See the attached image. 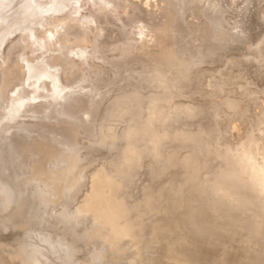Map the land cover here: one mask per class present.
Listing matches in <instances>:
<instances>
[{"label":"bare ground","instance_id":"obj_1","mask_svg":"<svg viewBox=\"0 0 264 264\" xmlns=\"http://www.w3.org/2000/svg\"><path fill=\"white\" fill-rule=\"evenodd\" d=\"M159 3L165 4L161 11L153 8ZM113 33L114 42L102 39ZM107 72L108 83H99ZM228 113L238 114L235 122ZM44 120L53 124H40ZM45 137L53 143L52 163L58 161L48 176L54 173L63 186V210L74 217L84 205L86 210L101 175L118 194L125 192L141 232L127 234L124 244L112 232L120 247L115 264H130L135 256L143 260L144 249L152 252L149 263L160 264L167 248L175 264H202L212 256L216 261L210 264H264V0H0V184L17 190L0 218V264H24L23 242L27 249L36 244L15 236L32 234L41 219L35 202L49 194L39 203L33 199L40 191L29 178L31 156L24 153ZM116 166L121 172L137 167L141 182H150L142 201L129 203L131 178L122 183L123 174L110 173ZM121 204L115 210L126 209ZM158 216L163 219L155 221ZM102 221L100 229L109 230ZM40 225L37 238L43 242L50 233ZM67 236L76 244L84 240Z\"/></svg>","mask_w":264,"mask_h":264},{"label":"rangeland","instance_id":"obj_2","mask_svg":"<svg viewBox=\"0 0 264 264\" xmlns=\"http://www.w3.org/2000/svg\"><path fill=\"white\" fill-rule=\"evenodd\" d=\"M152 4H154L153 2H152ZM160 4V3H159ZM161 6H159V8L158 7H156V6H154L153 8H155V9H157V10H159V11H161L162 9H163V7H164V3H161L160 4ZM155 9H152L153 11L155 10ZM158 11V12H159ZM82 14L83 15H88V10H83L82 11ZM194 22H196V20H194ZM114 36H116V34H111V35H109V36H107V37H105L104 35H103V37H102V39H106V41H107V43L109 44V43H111V42H114V39H111V38H113ZM149 36V37H148ZM147 37H146V39L148 40L149 39V44H151L152 43V40H153V38H150V37H152L151 35H148ZM109 38V39H108ZM114 54H116L117 55V52L116 53H114ZM108 55L109 56H112V54H110V53H108ZM96 60V61H95ZM93 61L95 62V63H97V64H99V60H97V59H93ZM97 69H95V72H97L96 71ZM105 75V76H104ZM104 75H102L101 77H100V80L101 81H99V83H102V84H107L108 83V81L110 80V78L112 77V75L110 74V73H106V74H104ZM108 76V77H107ZM107 78H109L108 80H107ZM103 79H104V81H103ZM104 83H103V82ZM221 98H223V97H221ZM238 98H240V97H238ZM237 110V109H236ZM238 111V110H237ZM228 116H230V118H229V122H235V120H236V118H237V116H238V114L237 113H235L234 115L236 116H232L231 114H227ZM249 115H251L250 113H249ZM40 124H42V125H51V124H53L52 122H48V121H41L40 122ZM55 127V126H54ZM40 140V141H39ZM49 140V141H48ZM40 142V143H39ZM41 142L42 143H44V145L47 147V148H49V149H45V147H44V145L43 144H41ZM50 142V143H49ZM39 143V144H38ZM36 144V145H35ZM50 146H49V145ZM37 145H41V146H37ZM30 146H32L31 147V149H30ZM0 147H2V145L0 146ZM29 147V148H28ZM39 147V148H38ZM41 147H44V151L46 152H44L42 149L43 148H41ZM50 147H53V143L51 142V140L50 139H46V137L45 138H42V139H38L37 140V143L35 142V143H33V145H28L27 146V148L25 149V151L27 150V152H24L25 153V155L28 157V158H30V156H31V158H30V163H31V172H30V175H31V173H32V175H33V177H32V175L31 176H29V178H31L30 180H32L31 182L33 183L32 185H37V186H34V188H37V190L38 191H40V196L38 195V191L36 190V189H32L31 188V192H32V195H34L35 193H36V191L38 192V193H36V195H38V196H33L34 198V200H36V201H38V203H39V199L41 198V199H43V197H45L44 196V194H46L47 195V192H48V190H49V194L44 198V199H47L46 200V202H44V199L42 200L44 203H42V201H40V203L39 204H37V202H35L34 200V202L36 203L35 205V207H33V209H36V210H34V211H36V213L38 214V216L40 215V220H39V222L36 224V225H34L33 226V228H32V234H30V235H28V237H26L25 236V233H23V232H19L18 234H16V236L15 237H18L19 239H22L23 238V240L26 238L27 240H29V241H36V244H33V245H31V246H29V249H27L26 248V246H25V244H24V242H23V244H22V250H21V248H20V250L21 251H19V254L22 256V259L24 260V261H26L24 264H32V261H33V264L35 263V264H40L41 262V264H88L89 262H90V259H92L91 260V262L89 263V264H104V263H107V262H109L110 264H115L116 262H115V255L116 254H114V253H117V249L118 250H120V247L118 246V244L119 243H117V244H115V242H117L116 240L117 239H114V238H117V236H118V239H120L121 240V244H124L125 242H128L127 241V238H128V235H129V237L131 236V234H132V236H138L137 235V231H138V229H139V231L141 230V228L138 226V224H137V218L135 217V214H133L132 213V210H131V208L129 207V205H128V203H127V201H126V199H125V192H124V194H123V192L121 193L120 192V194H118L119 192H117V191H119V189H118V187L116 188V189H118V190H115L114 189V186H113V183L111 184L110 182V180L109 179H107V178H109V177H107V176H105V175H101L100 177H101V180H100V177H99V179L97 180V183H98V186L96 187V192L97 193H99V194H97L95 191V193H96V195H99V196H97L96 197V195H95V199H93L94 198V194L95 193H93V197H90L91 199H93L94 201L93 202H95L96 201V204H93L92 203V205H90L91 203L90 202H92V200L91 199H89L86 203H88L87 205L88 206H86L87 208H86V210H88L89 208H91V210L94 208V207H96V208H94V210H92V211H94V213H91L92 211H90L89 213H87L88 211H86L85 210V205H84V212H83V208L81 209H79L78 211H79V214H78V212H77V217H76V215H75V217H74V215L73 214H71L69 211H65V210H63V194H64V192L62 191L63 190V186L62 185H60V183H59V181H57V180H55L56 178L53 176L54 175V173L52 174V175H49L48 176V174H51V173H49V172H53L52 171V166H57L58 165V161H56V162H53L52 163V156H53V154H52V152L51 151H49V150H51L50 149ZM34 149V151L37 153H34V151H31V150H33ZM36 148H38V149H36ZM36 149V150H35ZM29 150V151H28ZM38 150V151H37ZM2 151V150H1ZM40 151V152H39ZM41 151H43L42 153H41ZM48 151V152H47ZM52 151H54V150H52ZM31 154H30V153ZM33 152V153H32ZM38 152L42 155L43 153L45 154V158H43L41 155H39L38 154ZM49 152H51V153H49ZM47 153H49L48 155H47ZM28 154V155H27ZM33 154V155H32ZM51 154V155H50ZM35 155H36V157H35ZM38 155H39V157L41 158V159H39V157H38ZM49 157V156H51V157H47V156ZM48 159H47V158ZM43 158V159H42ZM3 157H0V163H2L3 162ZM34 159L35 160H37V161H39L40 162V164H42V162H44V160H45V162H46V159H47V162H46V164L45 163H43L41 166H39L38 164H36V165H38V166H36V165H34V163L35 162H37V161H34ZM42 161V162H41ZM49 161V162H48ZM34 162V163H33ZM45 164V165H44ZM52 164V165H51ZM33 166V167H32ZM42 166L44 167V169L42 168ZM35 167V168H34ZM38 168V170H40L39 172H35V171H37L36 169ZM39 167H41L44 171L46 170L48 173H47V175H45L46 174V172H43V170L41 169V168H39ZM118 166H116V167H111V168H109V170H110V173L112 174V175H117V172H118V174H119V172L121 173V174H123V180L124 181H122V183L123 182H125V178L128 176V177H130L131 178V182L129 181L127 184H126V188H128V191H127V196H128V200H129V203H138V199H139V202L140 201H142L143 200V197L144 196H147V191H149V189L150 188H152V186H151V184L150 185H147V183L149 182V181H146V182H141V180H142V176H137L136 175V172H137V167L135 168L134 167V170L131 168H129V167H124L125 169H123V171L121 172V171H118ZM35 169V170H34ZM34 170V171H33ZM50 170V171H49ZM42 171V172H41ZM128 171H130V173L129 174H127L126 172H128ZM34 172V173H33ZM42 174H41V173ZM37 173V174H36ZM41 175H40V174ZM45 173V174H44ZM34 174L36 175V177L38 178V177H40V178H36V177H34ZM39 174V176H37ZM44 174V175H43ZM136 175V176H135ZM46 178V180L43 178ZM50 176H53L54 178H52V177H50ZM126 176V177H125ZM43 179H42V178ZM102 177H107V178H104V181L102 182ZM36 178V179H35ZM34 179V180H33ZM42 180V181H38V180ZM48 179V180H47ZM51 179V180H50ZM35 180H36V182H35ZM53 180H54V182H58L57 184H55L54 185V183H52L53 182ZM108 180H109V182H108ZM45 181V184L43 183ZM46 181L48 182H51V184H53L52 186L53 187H44V186H42L41 184H39L40 182H42V184H44V185H51V184H49V183H46ZM101 182H102V184H101ZM35 183V184H34ZM96 183V184H97ZM110 185L111 184V186H108V184ZM150 183V182H149ZM39 184V185H38ZM60 186H59V185ZM103 184L105 185V186H103ZM57 185V186H56ZM100 185V186H99ZM125 185V184H124ZM0 201L2 200V202H0V218H2L6 213H7V211H9L10 209H11V207H12V205L14 204V202H15V200H16V195H17V190L14 188V187H11L8 183H2V184H0ZM40 186V187H39ZM55 186V187H54ZM60 187H61V189H60ZM98 187H101V190H99L98 189ZM107 187H111L109 190H107ZM47 188V189H46ZM51 188H52V190H51ZM53 188H54V190H53ZM57 188H58V190H57ZM104 188V189H103ZM120 188V187H119ZM140 188V189H139ZM1 190H3V191H1ZM34 190V191H33ZM47 190V191H46ZM104 190V191H103ZM112 190V191H111ZM115 192H114V191ZM50 191H53V192H50ZM56 191H58V193L56 192ZM61 191H62V193H61ZM102 192L103 194H101L100 192ZM136 191H140V193L138 194V193H135ZM33 192H35V193H33ZM54 192H56V193H54ZM104 192H107V193H109V197H108V195H107V197H105V194H107V193H105L104 194ZM114 194H113V193ZM117 192V193H116ZM44 193V194H43ZM61 193V194H60ZM111 193V194H110ZM8 194V195H7ZM59 196H58V195ZM116 194H118V195H116ZM122 194V195H121ZM5 195V196H4ZM53 195V196H52ZM104 195V196H103ZM116 196V197H112V199L110 198L111 196ZM120 195V196H119ZM42 196V197H41ZM49 196H51L52 197V199H51V197H49ZM57 196V197H56ZM133 196V197H132ZM9 197V198H8ZM36 197V198H35ZM38 197V198H37ZM56 197V198H55ZM102 197V198H101ZM134 197H136L135 199H134ZM50 200H52V201H50ZM100 200V198H101V200L102 199H107V202H104V200H102V203H104V205L101 203V200L99 201L98 199ZM116 198V201H118V198L120 199L116 204H117V206H119L121 203H123V202H125V204L123 203V205L121 204V207H123V206H125V208L126 209H124V207L122 208L123 209V211H124V213L123 214H128L129 213V216H130V218H129V216L128 215H126V217L124 216H122L123 214L122 213H120V215H119V212H123L122 211V209H120V210H115V208H118L117 206H116V204H115V206H114V203L111 201V200H114ZM122 198H124L125 199V201L123 200V202H120L121 200H122ZM55 199V200H54ZM57 199V200H56ZM60 199V201H58ZM109 199H110V201H109ZM91 200V201H90ZM57 201V202H56ZM49 202V204H47ZM56 202V204H54ZM97 202H99V203H101L102 204V210H101V207L98 209V207L99 206H101V204L100 205H98L99 203H97ZM110 202V203H109ZM42 203V205H43V207H41L42 205H40ZM51 203H53L52 205H51ZM105 203H109L108 204V207H109V205H112V207H113V209L115 210V213L117 214L118 213V217L119 216H121V217H119L120 219L121 218H123V219H125V221L123 220V219H121L122 221H124V222H122V221H120V219H118V217H116L114 214L115 213H113L114 212V210L112 209V208H110L109 207V209H107V208H105V207H107V206H105ZM112 203V204H111ZM120 203V204H119ZM3 204H4V206H3ZM44 204L46 205V207H44ZM119 204V205H118ZM40 205V206H39ZM60 205V206H59ZM62 205V206H61ZM93 205H95V206H93ZM2 206V207H1ZM39 208H38V207ZM52 206V207H51ZM55 206H57L56 208H55ZM89 206H91V207H89ZM105 206V207H104ZM128 206V207H127ZM59 207V208H58ZM115 207V208H114ZM120 207V206H119ZM44 208V209H43ZM107 209V210H109V211H107V210H105V209ZM56 210L57 212H55L54 210ZM57 209H59V210H57ZM62 209V210H61ZM97 209H98V211H97ZM104 209V210H103ZM41 211V213H40V211ZM54 212V213H52V211ZM80 210H82V213L84 214H82L81 213V211ZM90 210V209H89ZM99 212V214L96 212ZM113 210V211H112ZM128 210V211H127ZM3 211V212H2ZM45 211V212H44ZM59 211V212H58ZM86 211V212H85ZM103 211H105V212H107L108 213V215H109V217H108V215H107V213H104L105 215H107V216H105L104 214H103ZM111 211V212H110ZM127 211V212H126ZM44 212V213H43ZM51 213L52 214V218H53V220L55 221V220H57L56 222H54V221H51L52 220V218H49V217H51V215L49 214L48 215V213ZM61 212H64L63 214H64V216H61L60 214H62ZM100 212H102L101 214H100ZM111 214H110V213ZM131 212V213H130ZM55 213H57L58 214V217L59 216H61V217H57V214H55ZM98 215H97V214ZM113 213V214H112ZM37 214H36V217H37ZM43 214H45V215H43ZM62 214V215H63ZM89 214V215H88ZM91 214H92V216H93V214H94V216L92 217L91 216ZM130 214H132V215H130ZM53 215H55V216H53ZM101 215H103L102 216V218H100L99 220L100 221H96L95 220V216H97L98 218H99V216L101 217ZM110 215H111V219H113V217H114V219L116 218V220H109L108 221V219L107 218H110ZM48 216V217H47ZM65 216H68V217H65ZM78 216H79V220L77 219L78 218ZM89 216H90V218H89ZM113 216V217H112ZM55 217H56V219H55ZM64 217V218H63ZM69 217H70V219H69ZM74 217V218H73ZM80 217H81V219H80ZM83 217H84V220H87L85 223H84V220H83ZM86 217H88L87 219H85ZM92 217V218H91ZM105 217V218H104ZM58 218V219H57ZM68 218V219H67ZM94 218V220H91V219H93ZM97 218V219H98ZM65 219V220H64ZM76 219V220H75ZM93 222H97V225H95V223L93 224L90 220ZM104 220V223H108V224H111L110 223V221L112 222V224L110 225V226H108V224L107 225H105V226H107V228H109V230L107 229V230H105V227H104V231H102L103 229H100V227L101 228H103V226H104V224H103V221L102 220ZM130 219H131V221H130ZM161 219H163V216H158V217H156V219H155V221H159V220H161ZM42 220H43V222H42ZM62 222H61V221ZM66 222L67 220H69V221H67L66 223H70V221H71V223L69 224V225H67V224H62V223H65L64 221ZM75 220V221H74ZM105 220H107V221H105ZM61 223H60V222ZM81 221H83V222H81ZM90 221V222H89ZM102 221V222H101ZM113 221H116L118 224H116V226H114L115 225V223H113ZM52 222H54L53 224H51ZM57 222H59L58 223V225L60 226H58L57 227V225H55V223L57 224ZM76 222H77V224H76ZM102 224H101V223ZM128 222V223H127ZM131 222V223H130ZM47 223H49V224H47ZM101 225H103V226H101ZM122 223H125V224H127L128 225V227H126L125 226V224H123L122 225ZM40 224H42V225H44L45 226V228H46V231H47V233H50L49 235H47L46 234V237H45V241H38V238H37V234H39V233H42V231H40V229L43 227V226H41ZM72 224H73V226H72ZM82 225L84 228H82V229H80V230H78L79 231V233L78 232H75V228L74 227H76V228H78L79 227V225ZM114 224V225H113ZM130 224V225H129ZM62 225V226H61ZM67 225V226H66ZM76 225V226H75ZM77 225H78V227H77ZM85 225V226H84ZM92 225V226H91ZM94 225V226H93ZM136 225V226H135ZM56 226V227H55ZM100 226V227H99ZM112 226V227H111ZM114 226V227H113ZM120 226V227H119ZM122 226H124V228H126L127 229V231H128V233H126V229H124ZM133 227V229L131 228V227ZM63 227V228H62ZM66 227H68V228H66V230L68 229H70V231H65V234L64 233H62L64 230L63 229H65ZM87 227H89V228H87ZM93 227V228H92ZM118 227L119 228H123V229H119L118 230ZM135 227V228H134ZM138 227V228H137ZM55 228H57L55 231H54V229ZM59 228H60V230H59ZM74 228V229H73ZM81 228V227H80ZM87 228V229H86ZM90 228H92V229H90ZM96 228V229H95ZM97 228H99V230L97 229ZM113 228V229H112ZM130 228V229H129ZM50 229V230H49ZM53 230V232H52V230ZM72 229V230H71ZM84 229L85 230H87V231H85V232H87V234L86 233H84ZM96 231H95V230ZM114 229H115V231H114ZM129 229V230H128ZM135 229H137V231L135 230ZM110 230H113V231H111V233H110V236H109V231ZM120 230H121V232H120ZM123 230H125V232L123 231ZM131 230V231H130ZM59 231H62V232H60V233H57V232H59ZM73 233H72V232ZM91 233H89V232ZM95 231V232H94ZM102 231V233H99V232H101ZM134 231H136V232H134ZM57 233V234H55V233ZM69 232H70V234H71V236H74V237H76V241L77 240H79V242L82 240V239H86V238H88V239H86L85 241L83 240V242L81 241L80 243H78V244H80V245H78V244H76V243H73V242H71V241H69V239L67 240V234H69ZM112 232H116L115 234H114V238L113 237H111L112 235H113V233ZM124 234H123V233ZM141 232V231H140ZM140 232L138 233V234H140ZM99 233V234H98ZM108 233V234H107ZM136 233V234H135ZM64 234V235H63ZM76 234V235H75ZM83 234H85V237H84V235L82 236ZM91 235V237L89 236V235ZM95 234H97L96 236L98 237V239H97V237L95 236ZM102 234H105V235H102ZM112 234V235H111ZM119 234H120V238H119ZM128 234V235H127ZM135 234V235H134ZM61 237H60V236ZM77 235H79V236H77ZM94 235V236H93ZM109 236V238H108V236ZM143 235H145L144 233H143ZM67 236V237H66ZM70 236V235H69ZM89 236V237H88ZM102 236V237H101ZM104 236V237H103ZM25 237V238H24ZM96 237V238H95ZM111 237V238H110ZM124 237V238H123ZM127 237V238H126ZM82 238V239H81ZM92 238V239H91ZM95 238V239H94ZM108 238V239H107ZM122 238V239H121ZM89 239H91V240H95V241H90ZM103 241H102V240ZM105 239V240H104ZM110 239H112V240H110ZM88 240V241H87ZM113 241L114 243H108V241ZM69 241V242H68ZM98 241V242H97ZM101 241V242H100ZM119 241V240H118ZM137 241H138V239L137 240H135L134 241V244L136 245V247L138 248V244H136L137 243ZM57 242V243H56ZM60 242V243H59ZM78 242V241H77ZM85 242V243H84ZM87 242H91L90 244H88ZM136 242V243H135ZM66 243V244H65ZM87 243V244H86ZM98 243H100V244H98ZM101 243H103V244H101ZM105 243H107V245L108 244H110V246L112 245V248H110V246H107V247H109V249L107 248V247H105L104 246V244ZM60 246H59V245ZM64 244V245H63ZM115 244V245H114ZM58 245V246H57ZM56 246V247H55ZM61 246H63V247H61ZM66 247V249H65V247ZM69 246V247H68ZM71 246V247H70ZM79 248H78V247ZM117 246H118V248H117ZM121 247H122V245H120ZM52 247V248H51ZM54 247V248H53ZM101 247H102V249H101ZM115 247V248H114ZM50 248V249H49ZM69 248V249H68ZM57 249V250H56ZM61 249V250H60ZM69 251H68V250ZM111 249H112V252H111ZM182 250H183V248H181ZM34 250H35V254L37 255V257H36V255H34V254H32V252L34 253ZM48 250V251H47ZM59 250L61 251V252H59ZM65 250L67 251V253L65 252ZM100 250V251H99ZM143 250V249H142ZM159 250L160 249H158L157 250V253L159 252ZM53 251V252H52ZM95 251V252H94ZM37 252V253H36ZM43 252V253H42ZM99 254H98V253ZM103 252V253H102ZM31 255H30V254ZM50 253H51V255H50ZM57 253V255H55ZM69 253V254H68ZM118 253H119V251H118ZM144 257H143V260L141 259V257L140 256H138V257H136L135 256V258L133 257L132 258V260H131V263L130 264H144L145 262H146V264L147 263H149V259L151 258V256H152V252H150V251H145V249H144ZM59 254V255H58ZM64 254V255H63ZM68 254V255H67ZM98 254V255H97ZM39 255L40 256H42V257H39ZM63 255V256H62ZM66 255V256H65ZM97 255V257H95ZM169 255V256H168ZM58 256V257H57ZM93 256V257H92ZM172 253H170V251H169V249L167 248V253H166V255H165V257L162 259V261L160 262V264H175L174 262H176V260L175 259H173L172 258ZM66 258V259H62V258ZM46 258H47V260H46ZM56 258V259H55ZM68 258V259H67ZM212 258V259H211ZM206 257L205 259H204V262L202 263V264H210L209 262H212V260L213 261H216V259L214 260V258H213V256L212 257ZM33 259V260H32ZM52 259V260H51ZM96 259V260H95ZM173 259V260H172ZM46 260V261H45ZM21 261V260H20ZM34 261H36V262H34ZM114 261V262H113ZM178 261V260H177ZM48 262V263H47ZM50 262V263H49ZM60 262V263H59ZM180 262H181V260H180ZM180 262H177L178 264L180 263ZM149 264H151V260H150V263ZM153 264V263H152ZM154 264H156V263H154Z\"/></svg>","mask_w":264,"mask_h":264}]
</instances>
